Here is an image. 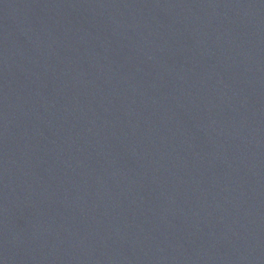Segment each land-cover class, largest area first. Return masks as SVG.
Returning <instances> with one entry per match:
<instances>
[{
	"label": "water",
	"instance_id": "1",
	"mask_svg": "<svg viewBox=\"0 0 264 264\" xmlns=\"http://www.w3.org/2000/svg\"><path fill=\"white\" fill-rule=\"evenodd\" d=\"M0 121L264 134V0H0Z\"/></svg>",
	"mask_w": 264,
	"mask_h": 264
}]
</instances>
